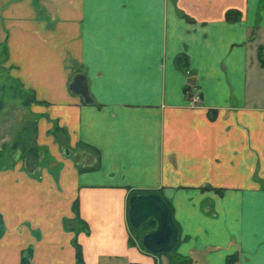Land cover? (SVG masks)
<instances>
[{"label":"crops","instance_id":"0c3cea01","mask_svg":"<svg viewBox=\"0 0 264 264\" xmlns=\"http://www.w3.org/2000/svg\"><path fill=\"white\" fill-rule=\"evenodd\" d=\"M3 48L49 160L0 122V264H264V0H0ZM148 193L169 251L131 223Z\"/></svg>","mask_w":264,"mask_h":264},{"label":"water","instance_id":"95a60500","mask_svg":"<svg viewBox=\"0 0 264 264\" xmlns=\"http://www.w3.org/2000/svg\"><path fill=\"white\" fill-rule=\"evenodd\" d=\"M72 87L84 97L86 102L92 101L87 87L81 84L80 79L75 78ZM129 216L132 225L136 228L149 218L153 217L157 221V229L147 232L142 238V243L148 250L158 253L173 248L179 230L172 210L161 195L148 193L132 196L129 202Z\"/></svg>","mask_w":264,"mask_h":264},{"label":"rangeland","instance_id":"374dc122","mask_svg":"<svg viewBox=\"0 0 264 264\" xmlns=\"http://www.w3.org/2000/svg\"><path fill=\"white\" fill-rule=\"evenodd\" d=\"M5 58V49L0 50V80H3L5 76L6 69L1 66L2 59ZM8 81V80H7ZM1 86V85H0ZM6 87V85H5ZM4 87V88H5ZM8 90L4 89L0 92V98L8 97V101L3 103L0 106V122L4 123V130L10 133L11 136L14 132H12V126H19L18 138L20 139L19 143H17V147H9L14 153L18 150L21 152V155L24 154L27 159V163L29 165L32 164H41L44 165L47 160H49L47 153L48 150L43 145H39L37 141H34L35 136L37 139V116L29 109L26 105L22 104L21 100L18 99L15 95V90L13 89L12 83L7 85ZM30 100V98L27 97ZM7 100V99H6ZM25 100V99H24ZM13 124V125H12ZM12 125V126H11ZM20 147L18 148V146ZM5 150H8L7 147ZM143 227V224L138 228Z\"/></svg>","mask_w":264,"mask_h":264},{"label":"trees","instance_id":"16d2710c","mask_svg":"<svg viewBox=\"0 0 264 264\" xmlns=\"http://www.w3.org/2000/svg\"><path fill=\"white\" fill-rule=\"evenodd\" d=\"M235 11L234 10H230V11H228L227 12V16L228 17H230V15L231 14H233ZM190 89H191V86H188L187 88H186V93H187V95H188V97H189V95H190ZM31 99L29 100V99H25L24 100V104L25 105H30L31 104ZM3 104V102L2 101H0V106ZM76 248H77V257H78V261L79 262H81L82 261V248H81V246H80V244H78V243H76Z\"/></svg>","mask_w":264,"mask_h":264},{"label":"built area","instance_id":"2783aa9c","mask_svg":"<svg viewBox=\"0 0 264 264\" xmlns=\"http://www.w3.org/2000/svg\"><path fill=\"white\" fill-rule=\"evenodd\" d=\"M201 100V95L197 86H192L190 89L189 101L191 104H196Z\"/></svg>","mask_w":264,"mask_h":264}]
</instances>
